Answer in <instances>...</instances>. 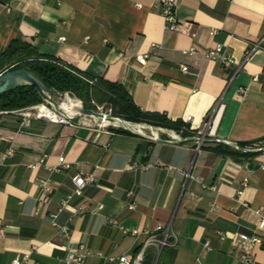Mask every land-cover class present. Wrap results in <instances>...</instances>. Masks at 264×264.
Returning <instances> with one entry per match:
<instances>
[{
	"label": "crops",
	"instance_id": "obj_1",
	"mask_svg": "<svg viewBox=\"0 0 264 264\" xmlns=\"http://www.w3.org/2000/svg\"><path fill=\"white\" fill-rule=\"evenodd\" d=\"M158 2L0 0V54L13 40L27 41L91 80L121 84L142 111L182 120L192 136L208 124L209 138L155 142L92 118L24 126L14 114L0 115V264H63L66 247L81 241L90 250L85 264H114L157 225L169 226L168 244L147 245L141 264H246L243 253L264 264V243L240 237L264 236L255 213L264 210V152L226 155L213 140L264 146V0H177L174 32ZM218 44L231 67L204 56ZM192 46L196 52L187 53ZM154 127L163 139L181 136ZM44 154L47 165L64 156L70 167L31 168ZM226 163L240 168L223 172ZM77 173L94 181L59 211ZM45 179L52 188L42 194ZM79 206L84 211L73 215ZM65 224L69 234L59 231Z\"/></svg>",
	"mask_w": 264,
	"mask_h": 264
},
{
	"label": "trees",
	"instance_id": "obj_2",
	"mask_svg": "<svg viewBox=\"0 0 264 264\" xmlns=\"http://www.w3.org/2000/svg\"><path fill=\"white\" fill-rule=\"evenodd\" d=\"M18 68H26L35 74L43 85L59 92H71L82 100L86 108H96L90 104L91 99L112 108L113 116L121 117L134 123H146L160 126L181 133L182 137L192 136L187 123L182 120L172 121L158 113L145 112L138 108L125 88L117 82L96 80L90 84V76L77 68L54 57L39 54L35 47L24 40H13L7 50L0 54V73ZM43 99L35 86L24 84L0 94V110H14L38 104ZM111 127V126H110ZM121 132V128L112 127ZM241 146L248 143H238ZM226 155H247L231 147L220 144Z\"/></svg>",
	"mask_w": 264,
	"mask_h": 264
},
{
	"label": "built area",
	"instance_id": "obj_3",
	"mask_svg": "<svg viewBox=\"0 0 264 264\" xmlns=\"http://www.w3.org/2000/svg\"><path fill=\"white\" fill-rule=\"evenodd\" d=\"M176 7H177V0H159L158 2L159 13L165 22V29L169 31H173V32L178 31L179 25H180L179 20L176 15ZM214 33H215V30L212 29L210 31V34L213 35ZM61 39L63 40L64 38H61ZM253 49L254 47L246 51L245 58L249 57ZM186 52L189 54H193L194 52H196V48L192 46L188 50H186ZM203 53L206 58L218 61L221 64H223L225 67H231L234 64L233 57L229 54H226L223 47L220 44L216 45L213 49L206 50ZM146 57H147L146 54H141L138 56L137 60L140 64H144L146 61ZM181 70L185 72L187 70V66L181 65ZM94 82L95 80H89L90 84ZM222 108H223V105H220L219 109H222ZM97 111L101 112L99 108L97 109ZM102 113H107V112H102ZM2 114H14L18 116L21 120V124L24 126L29 125L32 119H45V120H49V121H53V122L61 123V124H71L72 122L71 119H69L66 115L62 114L61 112L57 111L51 103L45 100L41 104H35V105H31V106L24 107V108H19V109H14V110H0V115ZM83 117L92 118L89 116H80L79 118H83ZM187 120H189V118H187ZM98 121H101V120L94 119V122H96L97 126L100 128H107V127L112 126L111 123L102 125ZM102 121H107V120H102ZM139 126L142 127L141 130H139L140 132L148 134L147 133L148 129L146 125H139ZM112 127H115V126H112ZM207 128H208V124H205L202 129H199L197 131V135L202 136V137L206 136ZM161 132H162V129L160 128L154 129L155 135L159 137L161 136ZM167 135L169 139H177L181 137L178 134L177 135L175 134V136H171L169 134ZM148 137H149L148 135H145L144 138L150 140ZM197 144H200V143H197ZM46 157L47 155L45 154L42 155L41 157H39L38 161L34 164H31L30 167L35 168L38 165H44L48 170L52 172H59L63 169H67L70 167V164L65 160L64 156H59L57 158V161L52 165H47L45 163ZM261 166L264 167V164H262ZM142 167L144 168L146 166H142ZM239 168H240L239 164L226 163L223 166L222 170L223 172H228V171L237 172ZM72 181L75 186L73 194H70L61 200L59 211L63 210L68 205L73 195H80L82 193V189L87 184L93 183L94 176L92 173H77L72 177ZM246 182H247V179L243 178L242 184L245 185ZM51 188L52 186L48 179L40 181V192L42 194H47L48 192H50ZM101 207L102 205L98 204V208H101ZM129 208H134V205H130ZM83 211H84V206H79L73 212V215H76ZM255 213L258 216L257 228L264 229V210L256 209ZM54 217H56V215ZM59 231L64 234H69L71 231V228L69 225L65 224L59 227ZM154 232L156 234L155 233L151 234L145 240V242L142 244L140 249L135 254L123 253L113 260L114 264H141L144 258V252H145L147 245H149L150 243H155L157 247L160 249L163 246L168 244L169 226L157 225L154 229ZM132 233L136 234L137 232L133 230ZM240 237L244 241H247L251 244L264 243V236H260L256 233L251 236L240 235ZM88 255H90V250L85 241L77 242L76 244H69L66 247V254L63 259V264H85V259L87 258ZM241 259L246 264L253 263V258L249 256L247 253H243L241 256ZM11 264H21V262L18 259H15L11 262Z\"/></svg>",
	"mask_w": 264,
	"mask_h": 264
},
{
	"label": "water",
	"instance_id": "obj_4",
	"mask_svg": "<svg viewBox=\"0 0 264 264\" xmlns=\"http://www.w3.org/2000/svg\"><path fill=\"white\" fill-rule=\"evenodd\" d=\"M24 84H29V85H33L35 86L37 93L40 95V97L51 103L55 109L59 112H61L62 114L66 115L69 119L71 120H75L78 119L80 116H89L92 117L96 120H107V121H118V123L113 122V124H111L112 126L121 128L127 132H130L132 134H136L139 135L141 137H145V135H148L149 139L151 141H155V142H165V141H169V142H173V143H178V142H185V141H195L196 143H201L203 141L209 140V138H207L206 136H188V137H180L177 139H163L157 135H155L154 133V129L156 127L146 124V123H134V122H130L127 121L121 117H117V116H113L107 113H102L99 112L93 108H86L81 104H75L73 102V98L74 95L71 92L65 91V92H59L56 90H51L46 88L43 83L41 82V80L35 75L33 74L31 71H29L26 68H18V69H13L10 71H6L3 72L2 74H0V94L8 91L14 87L20 86V85H24ZM67 97L69 100V103L71 105L72 110L74 111V114L69 116L67 115L65 112H63L62 108L59 106L58 101L55 100V98L57 99H62L64 97ZM139 125H146L147 129H148V134L140 132L139 130H136V127H138ZM214 141L220 142L224 145H227L229 147H231L234 150H237L241 153H258V152H264V146L262 147H258V148H251V147H247V146H241L239 144L236 143H232V142H228V141H223L220 139H213Z\"/></svg>",
	"mask_w": 264,
	"mask_h": 264
},
{
	"label": "bare ground",
	"instance_id": "obj_5",
	"mask_svg": "<svg viewBox=\"0 0 264 264\" xmlns=\"http://www.w3.org/2000/svg\"><path fill=\"white\" fill-rule=\"evenodd\" d=\"M72 100L75 104H78V105L80 104L79 100H77L75 98H73ZM58 104L62 108L63 112H65L67 115L71 116L74 114V111L72 110L71 105L69 103V100L66 96L64 98L60 99ZM92 120H94V118ZM98 122L102 125L103 124H109V123L113 124V122L118 123V121H98ZM141 128L142 127L138 126V127H136V130H141ZM174 136H175V134H174Z\"/></svg>",
	"mask_w": 264,
	"mask_h": 264
},
{
	"label": "rangeland",
	"instance_id": "obj_6",
	"mask_svg": "<svg viewBox=\"0 0 264 264\" xmlns=\"http://www.w3.org/2000/svg\"><path fill=\"white\" fill-rule=\"evenodd\" d=\"M0 74H2V73H0ZM74 98L75 99H77V100H79V102H81V104L83 105V102H82V100H80L79 98H77L75 95H74ZM55 100H57L58 102L60 101L59 99H57V98H55ZM44 102V100H42L40 103H38V104H41V103H43ZM90 104L91 105H93L95 108H96V110L99 108L100 110H101V112H107L108 114H110V115H113L112 114V108L110 107V106H108V105H106V104H101V103H98L95 99H91L90 100ZM117 128V127H116ZM161 128H164V127H161ZM147 131V130H146ZM147 133H148V131H147Z\"/></svg>",
	"mask_w": 264,
	"mask_h": 264
}]
</instances>
